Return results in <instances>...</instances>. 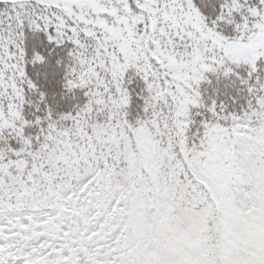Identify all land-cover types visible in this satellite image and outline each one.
<instances>
[{
	"label": "snow or ice",
	"instance_id": "1",
	"mask_svg": "<svg viewBox=\"0 0 264 264\" xmlns=\"http://www.w3.org/2000/svg\"><path fill=\"white\" fill-rule=\"evenodd\" d=\"M0 264H264V0H0Z\"/></svg>",
	"mask_w": 264,
	"mask_h": 264
}]
</instances>
